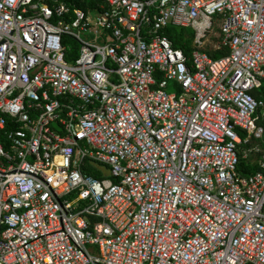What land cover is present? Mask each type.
I'll return each instance as SVG.
<instances>
[{
	"label": "built area",
	"instance_id": "obj_1",
	"mask_svg": "<svg viewBox=\"0 0 264 264\" xmlns=\"http://www.w3.org/2000/svg\"><path fill=\"white\" fill-rule=\"evenodd\" d=\"M263 87L264 0H0V264H264Z\"/></svg>",
	"mask_w": 264,
	"mask_h": 264
},
{
	"label": "trees",
	"instance_id": "obj_2",
	"mask_svg": "<svg viewBox=\"0 0 264 264\" xmlns=\"http://www.w3.org/2000/svg\"><path fill=\"white\" fill-rule=\"evenodd\" d=\"M75 2L78 6L83 8L85 11L90 12L100 6V4L103 2V0H70ZM166 35L172 40L173 45L176 48L184 50V52L187 55H190L195 48L194 45V35L195 32L192 28L188 27H178L174 25H169L165 30ZM67 41H71L74 46V53L78 54V43L72 39L67 38ZM209 54L213 58H220L226 54L229 53V49L222 47L219 50L211 51L208 50ZM67 58L71 59V54L67 55ZM258 92L264 93V87L262 90H258ZM264 97V95H263ZM258 164L256 162H252L251 159L248 160H242L240 164V170H242L245 173H253L258 170ZM93 172V171H91ZM96 175L97 173L94 172Z\"/></svg>",
	"mask_w": 264,
	"mask_h": 264
},
{
	"label": "rangeland",
	"instance_id": "obj_3",
	"mask_svg": "<svg viewBox=\"0 0 264 264\" xmlns=\"http://www.w3.org/2000/svg\"><path fill=\"white\" fill-rule=\"evenodd\" d=\"M214 32L217 33V31H214ZM168 90L171 91V92H175L176 91V88L174 86V81H170V86H169Z\"/></svg>",
	"mask_w": 264,
	"mask_h": 264
}]
</instances>
